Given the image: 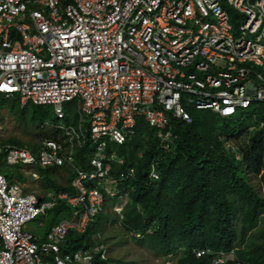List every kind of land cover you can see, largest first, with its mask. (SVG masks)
Returning <instances> with one entry per match:
<instances>
[{"label":"built area","instance_id":"built-area-1","mask_svg":"<svg viewBox=\"0 0 264 264\" xmlns=\"http://www.w3.org/2000/svg\"><path fill=\"white\" fill-rule=\"evenodd\" d=\"M0 95L51 106L60 119L63 105L78 101V128L55 126L60 133L37 152L4 144L0 129L6 165L65 167L73 191L26 193L8 183L0 159V264H73L79 256L64 259L58 245L71 229L83 232L107 198L127 197L137 169L113 145L132 140L139 121L160 134L157 179L160 159L176 147L174 124H191L193 111L264 113V0H0ZM60 200L78 208L76 219L39 246L27 224Z\"/></svg>","mask_w":264,"mask_h":264},{"label":"trees","instance_id":"trees-1","mask_svg":"<svg viewBox=\"0 0 264 264\" xmlns=\"http://www.w3.org/2000/svg\"><path fill=\"white\" fill-rule=\"evenodd\" d=\"M7 101L12 103L9 112L21 118L27 128L29 124H45L42 118L28 116L29 106L36 105L22 107L19 99L3 96V103ZM251 114L247 118H253ZM256 114L258 122L242 127L238 134L234 133L231 123L239 121L236 118L239 114L221 119L210 111H193L191 124L176 122L172 128L178 136L176 147L160 159L158 181H150L149 172L151 162L161 156L157 146L160 134L145 121L138 122L132 140L113 145L125 156L127 165L137 168L139 183L129 195L123 225L128 230L144 233V238L137 242L139 246L144 245L156 256L180 255L175 264H212L219 252L233 253L235 260L226 264H264V226L254 231L264 224V196L252 184L253 179L259 178L264 189V113ZM251 128L254 130L249 131ZM59 133L55 131L53 137ZM244 135L247 142L241 146L235 144L237 148L233 151L226 149L220 139L239 140ZM3 143L21 147L35 145L17 139ZM84 148L76 155L77 166L84 165L89 147ZM236 152L241 155L240 160ZM61 170L65 169H42L43 187L64 190L57 182L51 184V175ZM59 213L56 209L54 215ZM104 218L107 217L100 215L84 235L71 236L64 250L74 253L81 248H94V236L101 230ZM93 264H109V261L99 255Z\"/></svg>","mask_w":264,"mask_h":264},{"label":"rangeland","instance_id":"rangeland-1","mask_svg":"<svg viewBox=\"0 0 264 264\" xmlns=\"http://www.w3.org/2000/svg\"><path fill=\"white\" fill-rule=\"evenodd\" d=\"M230 14L232 15L233 19V13L231 9H228ZM243 18L239 17L238 22L240 24L243 23ZM236 35V32H234ZM12 103L10 101H7L6 103H3V96L0 95V129H2V134L4 135V142H9L10 139H17L24 144H28L30 142L35 143V147L33 148L37 152L39 147L37 146L41 141L48 137H53V133H55V126H72L75 128H78L79 121H78V101H72L65 103L62 107L64 118L60 119L58 118L56 112L54 109L49 107H38L36 106H29V118H32L33 116H37L38 118H42L44 121H46L45 124L41 126H33L32 124H29V128H27L26 124L22 121L21 118L12 115L9 112V108H11ZM36 109L39 110V112L35 113ZM51 109V110H50ZM19 116V115H18ZM243 117V119H242ZM239 121L236 124L231 123V127H235L234 133L238 134L240 132V129L242 127H246V125H250L255 123L256 121L251 118L244 117L242 114H239L236 117ZM144 121V120H143ZM222 121L219 122V125L222 126ZM261 126H263L261 124ZM83 127L85 128V122H83ZM254 128H251L249 131H253ZM4 131V132H3ZM247 142V139L242 137L241 139L237 140L234 139L230 141L232 145H244V143ZM11 144V143H10ZM37 150H36V149ZM0 159L2 160L1 164V170L3 173L6 174L8 183L12 184L14 181H19L21 183H24L25 185H28L29 187L26 189V193H30L33 191V189L42 190L40 188V185H42L43 177L41 176V181H34L29 177H26L22 172L21 168L19 167H12L8 166L4 163L5 156L1 155ZM26 169H29L28 167ZM32 172H38L42 171L41 168L36 165V167L31 168ZM51 184L55 182L56 180L61 185H67L69 181L72 178V175L69 172L60 171L57 172L55 175H51ZM253 186L256 188L257 191L260 192L261 195L264 196V189L261 187L258 179H253L252 181ZM44 192L51 191L50 188H43ZM114 203H112L113 205ZM107 213H110V221L106 224L107 229V239L108 244L107 246V254L108 259L112 260V262L116 261V263H110V264H175L177 261V255H173L171 257H155L153 253H151L149 250L145 248H141L137 242L131 238V236L125 232L124 228H121L119 224H116L115 222H111V219L116 220L115 212L113 211L112 207H110L107 211ZM54 218L53 214L48 215L45 219H43L45 226L41 229H38V233L46 234L47 227L49 224V221H52ZM40 221V217L35 219L33 222L28 224V229H34L35 227H38V223ZM264 222V221H263ZM262 222V223H263ZM264 226V224H261L259 227H257L256 230H260ZM32 232V230H30ZM86 242V241H85Z\"/></svg>","mask_w":264,"mask_h":264},{"label":"clouds","instance_id":"clouds-1","mask_svg":"<svg viewBox=\"0 0 264 264\" xmlns=\"http://www.w3.org/2000/svg\"><path fill=\"white\" fill-rule=\"evenodd\" d=\"M247 112V111H246ZM219 117V116H218ZM249 117V116H248ZM257 117V116H256ZM221 118V117H220ZM221 119H223V118H221ZM256 122H258V120H256V118H253ZM46 123V122H45ZM188 124V123H187ZM262 125H263V123H261ZM152 128V127H151ZM153 129V128H152ZM4 132V131H3ZM2 133V132H1ZM52 138V137H51ZM221 139V141L222 142H224V146H225V148L227 149V147H226V145L227 144H230L231 145V148H230V150L232 149V151L233 150H236V148H237V146H234V145H232L231 143H230V141H226L225 140V138L224 137H221L220 138ZM5 139H3L2 140V142L4 141ZM225 140V141H224ZM7 144H9V143H7ZM12 145H14V144H12ZM15 146H17V145H15ZM38 146V145H37ZM18 147H21V146H18ZM35 147V145L34 146H31V147H29V146H25V147H22V148H31L32 150H33V148ZM173 151V150H172ZM171 151V152H172ZM170 152V153H171ZM142 153V152H141ZM140 154V153H139ZM144 155H143V153H142V156H139L140 158H142ZM236 157H237V159H241V155L240 154H238L237 152H236ZM153 163V161L151 162V164ZM151 164H150V172H149V178H150V181H158L159 179H160V173H159V167H160V163H159V167H158V169H157V174H158V178L157 179H151ZM13 167H19V168H21V172L26 176V177H29V178H31L32 180H34V181H38V180H40L41 181V176H42V174H41V172L40 171H38L37 173L36 172H32V170L29 168V166H27V165H20V166H13ZM29 168V169H26V168ZM54 167H56V166H54ZM33 168V167H32ZM41 168V170L42 169H46V168H42V167H40ZM48 168H51V167H48ZM59 168H64L65 170H64V173L65 172H69L70 174H71V172L70 171H68L65 167H59ZM137 169V168H136ZM61 171H63V170H61ZM34 174H36L37 176L35 177V176H33ZM72 175V174H71ZM43 177V176H42ZM71 180H72V178H71ZM71 180L69 181V183L67 184V185H62L63 187H64V190H58V191H55V190H53V189H51V191H48V192H54L55 194L57 193V194H59V193H69L70 195H73V191H71V188H70V183H71ZM55 182H57L58 184H59V182L56 180ZM138 176H136V179L134 180V181H131V183H130V185H131V187L128 189V195H127V197L125 198V199H123V200H120L119 198H118V196L117 197H114V198H107L106 199V202H105V205H104V207H103V209H102V211L99 213V214H97V216L92 220V221H90L89 223H88V225H87V227H86V229L83 231V232H80V231H77V230H75V229H71L70 231H69V233H68V235L66 236V238H65V240L63 241V242H61V243H59V247H60V253H59V255L61 256V257H63L64 259H65V257L66 256H71L73 259H75V256L76 255H78L79 256V258L77 259V260H79V259H81V261L83 262V261H85L86 259H88V258H90L89 260L91 261V263L90 264H93V262L95 261V258L97 257V256H101V258H102V260H104V261H109V264L110 263H116V261H114V262H112V260H109L108 259V254H107V244H108V237H107V229H106V224L110 221L109 219H110V217H108V216H111V214L110 213H107L106 211L110 208V207H112V209H113V211L115 212V215H116V220H113V218L111 219V222H115L116 221V224H119L120 226H121V228H124L125 229V232H127L130 236H131V238H133L136 242H138L139 240H142L143 238H144V233H140V232H137V231H135V230H131V229H126V227L123 225V220H124V218H125V214H124V212H125V209H126V207H127V205H128V203H129V195H130V193L134 190V188L138 185ZM24 184V183H23ZM59 185H61V184H59ZM29 186L28 185H26V188H25V190L28 188ZM40 188L42 189V190H35V189H33V191L34 192H37V193H39V195H41V196H44L46 193H48V192H44L43 191V182H42V185H40ZM112 203H114L113 205H112ZM56 209H59V211H60V213H59V215H57V216H55L54 214H55V210ZM138 209L141 211V213L143 214V210L141 209V206H138ZM78 210V208H76V207H71L70 205L69 206H67V203H66V201H63V200H60L59 202H58V204H57V206H56V208L55 209H53V210H50V211H48L45 215H43V216H40V221H39V223H38V227H37V229H41V228H43L44 226H45V223H44V221H43V219H45L48 215H50V214H53L54 215V218L52 219V221H49V224H48V227H47V232H46V234H41V233H34L36 236H38V244H39V246H43L44 244H48L50 241H48V239H47V235L50 233V231H51V229L54 227V226H56V225H58V224H60L62 221H64V220H68V221H70V222H73L75 219H76V211ZM78 214V216H79V214H80V212H77ZM81 215V214H80ZM101 215V217L103 218V217H107V218H104L105 220H104V223L102 224V226H101V230L99 229V231H98V233L94 236V240H96V241H94V244H95V247L94 248H90L89 250H86V249H78V251H76V252H70V253H68V252H66L65 250H64V248L66 247V246H69V243H70V237L71 236H73V235H75V234H78V235H84L86 232H87V230H88V228L92 225V224H94L95 222H96V220H97V218L99 217ZM102 215H104V216H102ZM112 217V216H111ZM34 221V220H33ZM32 221V222H33ZM31 223V222H30ZM27 229H28V224H27ZM29 230V229H28ZM30 231V230H29ZM149 234H151V231H149L148 232ZM87 244V243H86ZM85 244V245H86ZM53 245H56V244H53ZM80 246V245H79ZM140 247L141 248H145V249H147V250H149L151 253H153L150 249H148L147 247H145L144 245H140ZM55 255L56 254H54V253H52V254H49L48 256H47V259L51 262V261H54V257H55ZM153 255L155 256V257H171V256H173V255H177V260L179 259V257H180V255H178V254H171V255H168V256H165V255H159V256H156L154 253H153ZM197 256L198 257H200L201 256V254L199 253V254H197ZM233 260H235V258H234V255H233V253H225V252H219V253H217L216 254V256L213 258V260H212V264H226L228 261H233ZM81 261H77V262H73V264L75 263V264H83V263H81ZM177 262V261H176ZM71 263V262H70ZM69 263V264H70ZM118 264H120V263H118ZM240 264V263H239Z\"/></svg>","mask_w":264,"mask_h":264},{"label":"crops","instance_id":"crops-1","mask_svg":"<svg viewBox=\"0 0 264 264\" xmlns=\"http://www.w3.org/2000/svg\"><path fill=\"white\" fill-rule=\"evenodd\" d=\"M50 189H51V188H50ZM30 230H32L33 233H38V231H37V230H38L37 227H35L34 229H30Z\"/></svg>","mask_w":264,"mask_h":264}]
</instances>
